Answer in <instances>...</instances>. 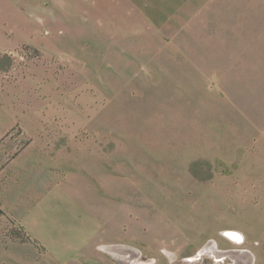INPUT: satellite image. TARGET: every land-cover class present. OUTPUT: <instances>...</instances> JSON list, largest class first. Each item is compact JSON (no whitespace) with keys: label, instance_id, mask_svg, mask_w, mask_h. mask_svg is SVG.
<instances>
[{"label":"rangeland","instance_id":"rangeland-1","mask_svg":"<svg viewBox=\"0 0 264 264\" xmlns=\"http://www.w3.org/2000/svg\"><path fill=\"white\" fill-rule=\"evenodd\" d=\"M63 1L0 12V264H264V0Z\"/></svg>","mask_w":264,"mask_h":264},{"label":"crops","instance_id":"crops-1","mask_svg":"<svg viewBox=\"0 0 264 264\" xmlns=\"http://www.w3.org/2000/svg\"><path fill=\"white\" fill-rule=\"evenodd\" d=\"M31 0H0V12H34L36 9L33 8ZM38 4V0H34ZM115 4V0H112ZM78 4H74L76 9L74 11L84 12L87 6L88 0H80ZM104 4L105 0H98V3ZM63 3L72 5V1L64 0ZM231 235V234H230ZM240 257V256H239Z\"/></svg>","mask_w":264,"mask_h":264},{"label":"bare ground","instance_id":"bare-ground-1","mask_svg":"<svg viewBox=\"0 0 264 264\" xmlns=\"http://www.w3.org/2000/svg\"><path fill=\"white\" fill-rule=\"evenodd\" d=\"M228 233L231 234V235H233V236H237L239 239H241V237H242L241 234H238L236 232H232L231 231V232H228ZM211 244L214 245V242H212ZM247 255L249 256V259H247L246 257H245V259L249 261L251 259L252 255H250V254H247Z\"/></svg>","mask_w":264,"mask_h":264}]
</instances>
